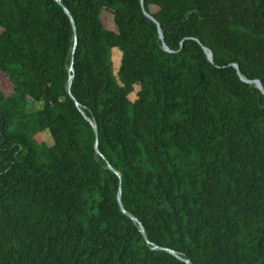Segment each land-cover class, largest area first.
<instances>
[{"label": "trees", "instance_id": "obj_1", "mask_svg": "<svg viewBox=\"0 0 264 264\" xmlns=\"http://www.w3.org/2000/svg\"><path fill=\"white\" fill-rule=\"evenodd\" d=\"M256 79L264 0H0V264H264Z\"/></svg>", "mask_w": 264, "mask_h": 264}, {"label": "water", "instance_id": "obj_2", "mask_svg": "<svg viewBox=\"0 0 264 264\" xmlns=\"http://www.w3.org/2000/svg\"><path fill=\"white\" fill-rule=\"evenodd\" d=\"M59 1L62 2V0H59ZM141 1H142V4H143V0H141ZM66 11L69 13V15H70V17H71V20H72V22H73V24H74V29H75V32H76V25H75V21H74V19H73V16H72V14L70 13V11H69L68 8H66ZM145 12H146L147 16H149L152 20H154V21L157 22V24H158V29H159V32H160V37L163 39V43H164L163 46H164L165 49L170 50L169 46H168V45L166 44V42H165V36H164L163 28H162L160 22H158V21L156 20V18L153 17L151 14H149L147 11H145ZM206 51H207V54H208V57L210 58V60L213 61V56H214V55H213V51H212L211 49H209V48H206ZM74 52H75V47L73 48V55H74ZM234 65L238 68V72L241 74V77H242L244 80H246V81H248V82H252V80L247 79V78L241 73L238 64L234 63ZM69 69H70L71 71H74V66H73V64L70 66ZM72 80H73V74L71 75L70 80H69V84H68V91H69V93L73 96V93H72V90H71ZM254 82H255L256 86L259 87L260 89H262L263 92H264V85L262 84V82H261L259 79H256ZM73 97H74V96H73ZM77 104H79V103L77 102ZM85 115H86V114H85ZM86 116H87V115H86ZM94 126H95V128H96V135H97V137H98V129H97L96 124H94ZM96 148H97V151L100 152V150H99V148H98V140H97V142H96ZM109 166H110V168H112L113 170H115V168H114L111 164H110ZM121 194H122V190H121V188H120V189H119V192H118V200H119V202H120V204H121V207H122V209L124 210V212L128 213L127 209H125V207H124V205H123V201H122V198H121ZM130 215L133 217V219H134L135 221L139 222V225H140V227H141L142 232L146 235V231H145V228H144L143 224L138 220V218H137L136 216H134L133 214H130Z\"/></svg>", "mask_w": 264, "mask_h": 264}, {"label": "rangeland", "instance_id": "obj_3", "mask_svg": "<svg viewBox=\"0 0 264 264\" xmlns=\"http://www.w3.org/2000/svg\"><path fill=\"white\" fill-rule=\"evenodd\" d=\"M102 20H103L104 24L107 27L116 28V24L114 23L113 16L109 12H107L105 10L102 11ZM2 88L6 92L11 91V86L8 83H6L5 81L2 83ZM42 106H43V102L42 101H37L36 102V100H34L33 98H31V99L29 98L28 109L30 111L36 110L38 108H41Z\"/></svg>", "mask_w": 264, "mask_h": 264}]
</instances>
